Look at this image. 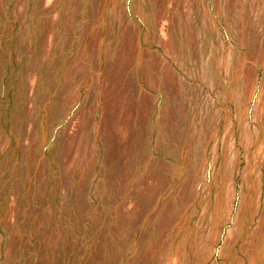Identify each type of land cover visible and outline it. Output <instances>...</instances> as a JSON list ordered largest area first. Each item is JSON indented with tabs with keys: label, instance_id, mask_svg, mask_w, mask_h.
<instances>
[{
	"label": "rangeland",
	"instance_id": "1",
	"mask_svg": "<svg viewBox=\"0 0 264 264\" xmlns=\"http://www.w3.org/2000/svg\"><path fill=\"white\" fill-rule=\"evenodd\" d=\"M0 264H264V0H0Z\"/></svg>",
	"mask_w": 264,
	"mask_h": 264
}]
</instances>
